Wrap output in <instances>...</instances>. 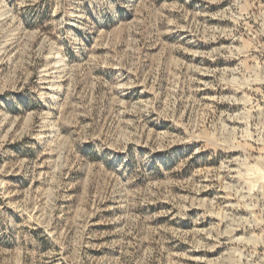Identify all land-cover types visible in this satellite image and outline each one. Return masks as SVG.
<instances>
[{"label":"rangeland","instance_id":"1","mask_svg":"<svg viewBox=\"0 0 264 264\" xmlns=\"http://www.w3.org/2000/svg\"><path fill=\"white\" fill-rule=\"evenodd\" d=\"M0 264H264V0H0Z\"/></svg>","mask_w":264,"mask_h":264}]
</instances>
